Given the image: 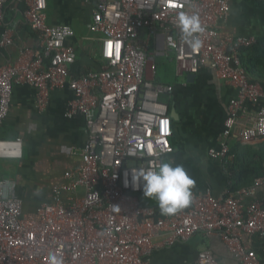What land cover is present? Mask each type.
Wrapping results in <instances>:
<instances>
[{
	"label": "built area",
	"instance_id": "obj_1",
	"mask_svg": "<svg viewBox=\"0 0 264 264\" xmlns=\"http://www.w3.org/2000/svg\"><path fill=\"white\" fill-rule=\"evenodd\" d=\"M24 17L36 33L39 51L22 48L13 63L0 66V126L10 110L15 86L36 91L35 109L45 111L53 91L72 93L66 117L86 121L88 140L72 155L81 163L64 174L65 182L51 189L52 201L42 204L36 219H23V202L9 194V181H0V264H47L49 253L64 264H152L158 248L173 247L195 235H218L240 264H262L243 236L264 240V199H256L264 177L223 197L209 190L193 193L186 211L166 216L139 199L143 185H133L137 170H155L171 155L172 119L160 96L172 87L154 82L155 59L172 55L178 71L197 75L210 68L236 90L228 106L218 149L210 158L221 163L224 175L236 135L243 146L264 142V89L251 81L241 64V50L255 38L219 39L218 24L228 20L227 0H86L92 5L90 31L101 35L99 72L75 76L74 36L69 26L47 23L46 0H22ZM9 0H0V27ZM195 13L205 28L199 49L182 38L178 12ZM4 28L0 51L12 45ZM260 106L250 121L245 105ZM22 156V141L0 139V159ZM264 169V161H263ZM250 199L249 202H245ZM195 264H219L209 250Z\"/></svg>",
	"mask_w": 264,
	"mask_h": 264
},
{
	"label": "crops",
	"instance_id": "obj_2",
	"mask_svg": "<svg viewBox=\"0 0 264 264\" xmlns=\"http://www.w3.org/2000/svg\"><path fill=\"white\" fill-rule=\"evenodd\" d=\"M227 1L230 15L226 22L218 24L220 40H258L264 36V0ZM46 5L49 25L69 26L74 32V36L66 41L74 51L72 73L81 76L99 72L103 68L101 35L90 31L92 5L86 0H46ZM24 11L22 0H9L0 37L4 28L9 29L13 43L0 51V66L13 63L22 48L40 50L38 37L25 20ZM155 64V73H148V76L156 83L172 87V92L162 94L160 100L169 106L170 111L175 109L178 115V121L172 120L170 142L174 152L163 160L184 166L195 180L193 193L209 190L215 198L223 197L228 188L227 179L221 163L210 158L209 151L219 148L223 123L236 90L220 81L210 68L201 69L190 79L189 74L178 71L172 55L156 58ZM258 83L264 89V80ZM72 98L67 89L53 91L45 111L39 113L35 109V89L28 86L13 88L9 114L0 126V139H21L22 156L0 159V181L8 180L10 196L22 200L23 219H36L38 208L52 201L51 189L63 184L64 174L81 163L72 152L84 147L88 130L82 116L66 117L68 102ZM263 103L261 101L260 105ZM258 108V105L246 104L242 121L251 122ZM235 142L238 143L236 135L231 146ZM139 199L144 206L154 207L160 213L155 199H147L143 193ZM256 199H264V186L258 188ZM243 241L264 264V240L244 235ZM205 250H209L219 264H240L218 235L201 234L173 247L154 250L152 264H195L197 255Z\"/></svg>",
	"mask_w": 264,
	"mask_h": 264
},
{
	"label": "clouds",
	"instance_id": "obj_3",
	"mask_svg": "<svg viewBox=\"0 0 264 264\" xmlns=\"http://www.w3.org/2000/svg\"><path fill=\"white\" fill-rule=\"evenodd\" d=\"M176 22L185 43L193 49H199L202 42L198 34L205 31L199 16L181 11L176 15ZM132 182L134 186L142 183L144 197L155 199L161 215H174L192 202L195 180L181 164L173 165L169 161L161 160L155 170H137L132 175ZM47 264H64V261L62 256L49 253Z\"/></svg>",
	"mask_w": 264,
	"mask_h": 264
},
{
	"label": "trees",
	"instance_id": "obj_4",
	"mask_svg": "<svg viewBox=\"0 0 264 264\" xmlns=\"http://www.w3.org/2000/svg\"><path fill=\"white\" fill-rule=\"evenodd\" d=\"M241 64L251 81L264 80V36L255 45L241 50ZM162 102V101H161ZM229 155L233 157L225 175L231 183V192L251 186L257 178L264 177V142L256 146H243L239 142L231 146Z\"/></svg>",
	"mask_w": 264,
	"mask_h": 264
},
{
	"label": "water",
	"instance_id": "obj_5",
	"mask_svg": "<svg viewBox=\"0 0 264 264\" xmlns=\"http://www.w3.org/2000/svg\"><path fill=\"white\" fill-rule=\"evenodd\" d=\"M189 77H190V79H193L194 78V75H190ZM170 117H171L172 120L178 121V115H177L175 109H171V111H170Z\"/></svg>",
	"mask_w": 264,
	"mask_h": 264
}]
</instances>
